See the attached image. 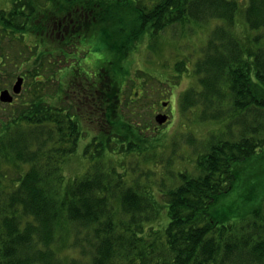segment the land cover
I'll return each mask as SVG.
<instances>
[{
	"label": "trees",
	"instance_id": "16d2710c",
	"mask_svg": "<svg viewBox=\"0 0 264 264\" xmlns=\"http://www.w3.org/2000/svg\"><path fill=\"white\" fill-rule=\"evenodd\" d=\"M6 1L0 36L25 51L33 71L18 74L34 98L0 125V264H264V190L248 204L259 184L251 166L264 159V0ZM192 23L213 25L198 57L184 55L191 66L183 60L179 77L196 84L180 95L179 113L198 107V125L222 129L204 140L190 121V167L160 176L128 156L142 129L122 117L129 81L119 76L144 38ZM88 37L114 55L90 77L77 52ZM63 67L72 102L51 106L36 92ZM81 110L98 136L82 134ZM153 114L157 126L168 122ZM149 147L146 155L160 150ZM74 156L87 166L71 175ZM227 196L239 212L213 220L210 207Z\"/></svg>",
	"mask_w": 264,
	"mask_h": 264
},
{
	"label": "rangeland",
	"instance_id": "374dc122",
	"mask_svg": "<svg viewBox=\"0 0 264 264\" xmlns=\"http://www.w3.org/2000/svg\"><path fill=\"white\" fill-rule=\"evenodd\" d=\"M7 7H9L7 1L0 0V9H7ZM212 25L205 26L192 23L186 26V28L174 25L165 29L153 40L144 38L130 52L127 58L126 67L129 71L125 75L119 76L123 82L129 81L122 88L123 91L120 95L123 103L121 113H123L122 117L126 119L127 124L135 127L137 125V128L142 129V133L139 132V138H130L140 146L139 150L131 151L128 154L132 161L136 163L135 165L141 169L153 168L155 173L160 176H162L164 170L169 172L170 169L178 171L188 169L191 165L190 157L193 152L190 135L194 133L190 131V127L187 128L190 121L195 124V127H199L196 136H202L204 140L207 139L210 129L214 132H220L222 129L221 124L208 123L204 125L203 122L202 125H198L196 119L199 113L198 107L191 108L183 115L179 113L178 107L180 95L190 86L195 87L196 84L194 77L191 75L179 77L181 72L178 71L184 61L187 66H191L190 60L188 62L187 58H184V55H191L195 59L198 57L199 50L204 45ZM151 44L153 45L152 48L149 47ZM102 46L100 40L88 37L77 49V52L83 57L80 61L81 71L87 77L91 76L92 72L90 71L94 70L95 67L105 68L107 67V63L112 62L114 59L113 53L106 51ZM0 60V88L8 83V79L10 80V85H13L15 81L14 77L27 68L33 71V67L32 65L29 66V60L26 58L25 51L21 49L18 40L11 41L9 38H2L0 36ZM68 71L69 67L61 68L55 76L58 81L55 80V77L48 79L44 77L46 85L39 92H36V94H40L43 100L51 106L60 107L67 105L69 102L71 103L73 95L66 90L67 83L65 81ZM13 72H16V74H13ZM5 74L6 76L12 74L11 78H7ZM29 84L30 81L27 80V84L23 87L21 93L15 96L16 99H14L12 107L0 104V125L10 110L17 109L24 101L34 98V93L30 89ZM59 88L64 89L62 94H60ZM169 92H172L174 97L169 98ZM79 104L78 106H80ZM80 112L83 114L81 117L82 134L85 136V132L88 131L86 135L90 137L92 135L98 136V124L93 125L94 123L92 124L89 121L93 118L90 115L88 117L82 110ZM152 112L167 115L168 122L162 126H157ZM180 124H182V127ZM155 128L158 129L156 132ZM120 131L123 135L128 133V129L122 126ZM89 136L81 138L79 150L84 142L88 140ZM141 138H143L142 141H138ZM154 143L158 147L157 149L160 150L146 155V153L153 151V148L149 146ZM74 157L75 159L71 158L67 163V167H69L68 172H72L69 173L71 175L83 172L87 166L84 159L78 160L79 157ZM127 160L129 159L127 158ZM251 168L257 174L258 180L256 183L259 182V184L255 186V192L249 197L251 201V203H248L249 205H252L254 202L257 204L261 199L260 189L264 190V159L262 158L259 163H255ZM125 180L133 181V175L128 173ZM165 182L170 183L171 179L165 180ZM153 191L158 190L156 187H153ZM237 203L239 202L234 201L231 196L221 198L219 202L210 207L211 218L213 220L222 218L226 209L230 212L238 213L239 206Z\"/></svg>",
	"mask_w": 264,
	"mask_h": 264
},
{
	"label": "water",
	"instance_id": "95a60500",
	"mask_svg": "<svg viewBox=\"0 0 264 264\" xmlns=\"http://www.w3.org/2000/svg\"><path fill=\"white\" fill-rule=\"evenodd\" d=\"M21 86H22V78L18 77L15 80V82H14L12 88H11L12 94H14V95L19 94L20 91H21ZM12 99H13V97H12V95L10 94V92L8 90L0 91V102H2V103H11ZM166 120H167V116L165 114H157L155 116V121L158 124H162Z\"/></svg>",
	"mask_w": 264,
	"mask_h": 264
},
{
	"label": "flooded vegetation",
	"instance_id": "af4514ba",
	"mask_svg": "<svg viewBox=\"0 0 264 264\" xmlns=\"http://www.w3.org/2000/svg\"><path fill=\"white\" fill-rule=\"evenodd\" d=\"M56 36H58V35H56ZM1 61V60H0ZM1 63V62H0ZM5 76H6V74H5ZM17 77H22V79H23V82H22V89H23V86H24V83H25V74L24 75H20V74H18V75H16L15 77H14V79H16ZM11 86L12 85H9V83H7V84H5L1 89H0V91H2V90H8L10 93H11ZM22 89H21V91H22ZM13 99H16L15 98V95H13ZM0 104L1 105H7V106H9V107H12L13 105H14V100H13V102L11 103V104H6V103H1L0 102ZM163 112V111H162Z\"/></svg>",
	"mask_w": 264,
	"mask_h": 264
}]
</instances>
